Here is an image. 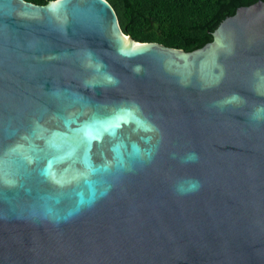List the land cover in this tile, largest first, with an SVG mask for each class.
Segmentation results:
<instances>
[{"label": "water", "instance_id": "1", "mask_svg": "<svg viewBox=\"0 0 264 264\" xmlns=\"http://www.w3.org/2000/svg\"><path fill=\"white\" fill-rule=\"evenodd\" d=\"M0 264H264V0L191 51L0 0Z\"/></svg>", "mask_w": 264, "mask_h": 264}, {"label": "trees", "instance_id": "2", "mask_svg": "<svg viewBox=\"0 0 264 264\" xmlns=\"http://www.w3.org/2000/svg\"><path fill=\"white\" fill-rule=\"evenodd\" d=\"M45 4L49 0H26ZM125 34L185 51L209 42L213 30L238 7L257 0H106Z\"/></svg>", "mask_w": 264, "mask_h": 264}, {"label": "snow or ice", "instance_id": "3", "mask_svg": "<svg viewBox=\"0 0 264 264\" xmlns=\"http://www.w3.org/2000/svg\"><path fill=\"white\" fill-rule=\"evenodd\" d=\"M58 5H53V6H51V7H53V8H56Z\"/></svg>", "mask_w": 264, "mask_h": 264}]
</instances>
